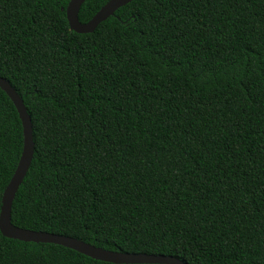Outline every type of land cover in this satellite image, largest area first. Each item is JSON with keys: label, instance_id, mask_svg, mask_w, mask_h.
Here are the masks:
<instances>
[{"label": "trees", "instance_id": "16d2710c", "mask_svg": "<svg viewBox=\"0 0 264 264\" xmlns=\"http://www.w3.org/2000/svg\"><path fill=\"white\" fill-rule=\"evenodd\" d=\"M0 0V76L35 152L16 226L188 264H264V0ZM109 0H85L87 23ZM23 125L0 87V210ZM0 264H118L0 231ZM159 264V263H137Z\"/></svg>", "mask_w": 264, "mask_h": 264}, {"label": "water", "instance_id": "95a60500", "mask_svg": "<svg viewBox=\"0 0 264 264\" xmlns=\"http://www.w3.org/2000/svg\"><path fill=\"white\" fill-rule=\"evenodd\" d=\"M131 1L132 0H109L87 23H82L79 20V11L85 0H70L66 8L70 27L79 33L93 32L102 21L113 15L118 8ZM0 87L8 94L15 104L22 121L24 134L22 155L2 197L0 231L4 236L23 241L56 243L77 250L94 259L118 264H188L174 255L114 251L96 246L69 235L36 231L14 225L11 218L13 200L31 166L35 152V142L32 119L22 97L17 93L9 80L2 76H0Z\"/></svg>", "mask_w": 264, "mask_h": 264}]
</instances>
